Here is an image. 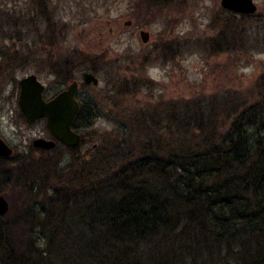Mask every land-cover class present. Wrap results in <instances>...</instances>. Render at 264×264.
<instances>
[{
	"label": "trees",
	"instance_id": "16d2710c",
	"mask_svg": "<svg viewBox=\"0 0 264 264\" xmlns=\"http://www.w3.org/2000/svg\"><path fill=\"white\" fill-rule=\"evenodd\" d=\"M142 1L153 19L171 8L170 0ZM49 2L37 1L40 22L31 18L33 34L9 35L14 44H29L25 64L33 59L62 85L82 65L92 63L90 71L99 73L95 58L63 48L68 25L57 23ZM170 49L162 46L160 54L167 59ZM257 89L258 101L244 103L220 132L202 136L204 130L189 129L186 140L164 142L153 130L129 131L128 156L118 166L117 159L97 154L91 163L78 156L60 167L59 158L49 154L53 149L0 158V192L12 190L9 210L0 217V264H37L39 231L52 226L56 215L81 210L98 223L94 236L114 254L112 264H264V74ZM92 107L80 100L75 131L91 125L97 116ZM203 113L189 106L188 126L203 127ZM170 118L171 125L163 127H183V117ZM175 244L185 246V257Z\"/></svg>",
	"mask_w": 264,
	"mask_h": 264
},
{
	"label": "rangeland",
	"instance_id": "374dc122",
	"mask_svg": "<svg viewBox=\"0 0 264 264\" xmlns=\"http://www.w3.org/2000/svg\"><path fill=\"white\" fill-rule=\"evenodd\" d=\"M37 1L0 0V138L13 148L15 156L37 154L33 139H49L43 121L25 122L17 104L18 80L30 73L37 75L45 85L46 98L69 83L60 84L33 59L25 64L29 44H14L9 38L15 30L33 34L36 24L31 18L40 22ZM170 1L171 8L154 19L145 14L142 0H50L47 4L57 23L68 25L63 48L95 58L94 67L100 69L94 73L97 86L82 82V73L90 71L92 63L74 72L78 99L92 104L97 116L80 132L78 147L57 144L49 153L59 158L58 166L78 156L91 163L97 154L109 161L117 159L118 166L128 156L125 141L129 131H139L138 127L153 130L164 142L186 140L189 129L198 134L204 130V136L213 129L223 131L244 103L258 101L257 88L264 74V0H253L257 11L245 14L248 16L222 9L220 0ZM142 17L153 21L146 23ZM128 21L130 25H126ZM38 26L43 31V23ZM142 30L149 35L147 43L140 37ZM167 44L171 49L166 59L160 49ZM189 106L204 111L203 127L188 126ZM173 114L184 118L182 128L163 127L171 125ZM11 193L4 194L7 198ZM69 213L56 215L52 226L39 231L37 264H112L114 254L103 249L94 236L98 223L93 217L84 210ZM94 241L98 246L91 250ZM172 248L183 256L187 252L184 245Z\"/></svg>",
	"mask_w": 264,
	"mask_h": 264
},
{
	"label": "water",
	"instance_id": "95a60500",
	"mask_svg": "<svg viewBox=\"0 0 264 264\" xmlns=\"http://www.w3.org/2000/svg\"><path fill=\"white\" fill-rule=\"evenodd\" d=\"M220 7L236 14H254L257 6L253 0H220ZM130 25V21L126 23ZM140 37L144 43L148 42L149 35L146 31H140ZM82 82L87 85L97 86L98 77L91 71L82 73ZM79 82L71 80L65 88L55 95L46 98L45 85L37 75L30 73L18 80L17 104L27 124H33L41 119L45 120V127L51 135V139L37 137L33 139L35 148L53 149L56 143L68 148L78 147L82 137L72 128V123L79 102L75 98ZM13 154V148L0 138V158H7ZM9 210V202L4 193H0V217Z\"/></svg>",
	"mask_w": 264,
	"mask_h": 264
},
{
	"label": "flooded vegetation",
	"instance_id": "af4514ba",
	"mask_svg": "<svg viewBox=\"0 0 264 264\" xmlns=\"http://www.w3.org/2000/svg\"><path fill=\"white\" fill-rule=\"evenodd\" d=\"M78 87H79V84H78ZM61 90H62V89H61ZM59 91H60V90H59ZM59 91H58V92H59ZM77 92H78V91H77ZM77 92H76L75 98L78 100V102H79V104H80V100H81V99H78V97H77ZM55 94H56V93H55ZM55 94H54V95H55ZM44 95H45V94H44ZM45 97H46V96H45ZM79 107H80V106H79ZM20 112H21V111H20ZM21 114H22V112H21ZM22 116H23V115H22ZM23 118H24V117H23ZM39 121H43V122H44V125H45V120H44V119H41V120H39ZM35 123H36V122H35ZM33 124H34V123H33ZM29 125H31V124H29ZM48 134H49V133H48ZM51 138H52V137H51V135L49 134V139H51ZM57 144H60V143H56V145H57ZM61 145H62V144H61ZM62 146H63V145H62ZM54 148H55V147H54ZM54 148H53V149H54ZM67 148H68V147H67ZM13 151H14V150H13Z\"/></svg>",
	"mask_w": 264,
	"mask_h": 264
},
{
	"label": "bare ground",
	"instance_id": "6f19581e",
	"mask_svg": "<svg viewBox=\"0 0 264 264\" xmlns=\"http://www.w3.org/2000/svg\"><path fill=\"white\" fill-rule=\"evenodd\" d=\"M46 128V127H45ZM35 148V147H34ZM37 149H44V148H37ZM46 150V149H45Z\"/></svg>",
	"mask_w": 264,
	"mask_h": 264
}]
</instances>
